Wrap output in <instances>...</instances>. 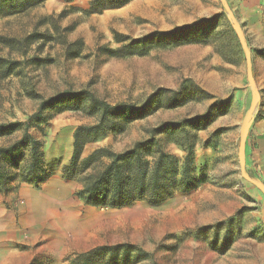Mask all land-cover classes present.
<instances>
[{"label":"rangeland","instance_id":"1","mask_svg":"<svg viewBox=\"0 0 264 264\" xmlns=\"http://www.w3.org/2000/svg\"><path fill=\"white\" fill-rule=\"evenodd\" d=\"M91 1L56 0V13L38 5L0 14V123H25L43 101L67 90L88 89L111 104L136 106L159 88L181 90V106H161L131 122L110 119L113 130L88 143L83 155L101 147L120 152L162 124L184 122L155 135L179 159L181 145L196 143L200 186L160 206L144 200L122 208L85 205L75 195L80 176L66 178L62 171L75 129L100 116L90 114L85 101L78 109L45 106L46 120L29 133L43 150L56 147L50 162L56 192L68 198L70 211L56 217V247L46 242L44 264H264V57L258 52L264 50V0H130L96 13L89 11ZM210 18L205 42L148 37ZM139 38L143 42L136 43ZM23 132L1 135L0 148ZM29 154L24 148L16 155L19 168L12 156L0 155L13 206ZM52 225L46 223L45 233ZM117 245L124 247L78 257Z\"/></svg>","mask_w":264,"mask_h":264},{"label":"trees","instance_id":"2","mask_svg":"<svg viewBox=\"0 0 264 264\" xmlns=\"http://www.w3.org/2000/svg\"><path fill=\"white\" fill-rule=\"evenodd\" d=\"M44 1L0 0V14L19 13L38 6ZM62 1L71 2L72 0ZM129 1L92 0L89 11L96 13L107 8L123 6ZM213 22L214 18L204 19L194 24L177 26L168 31H154L148 37L155 36L163 39L171 37L178 43L205 42L209 37V30L212 28ZM135 42L143 41L139 38ZM258 52L264 57L263 49ZM138 54H143L142 48L138 50ZM84 101L89 107L90 114H99V121L96 124L80 125L75 129L70 161L64 165L62 172L66 178L80 176L82 188L75 195L85 205L95 208H122L132 205L136 201L144 200L150 205L160 206L172 198L176 192L182 191L189 194L200 186L195 166L196 143L188 142L181 145L185 154L182 159H179L168 152L155 135L156 132L163 133L168 125L178 126L184 122L162 124L153 129L154 132L150 137L138 141L120 152L101 147L86 156L83 155L88 143L98 140L113 130V126L109 124L110 119L113 121L124 119L131 122L152 114L161 106L178 107L183 105L185 102L183 92L170 88H159L138 106L127 102L111 104L88 89L67 90L61 95L43 101L39 111L25 123H0V136L11 134L22 128L24 130L23 136L18 141L11 146L0 148V155L5 154L13 157L16 168L20 167L16 155L24 148H29L26 173L19 176L22 178V183L41 186L51 176L54 166L45 161L43 143L29 133L32 126L46 120L42 108L47 106L49 108L60 107V110L78 109ZM208 114L197 116L190 121L197 122L205 119ZM47 169H50V172H47ZM9 177L8 170L0 164V192H10L7 189V185L11 181V177ZM17 177L15 176L13 179ZM120 247L124 246L103 247L79 254L78 257L85 261L102 252L111 254ZM75 263L76 261L73 262V264Z\"/></svg>","mask_w":264,"mask_h":264},{"label":"crops","instance_id":"3","mask_svg":"<svg viewBox=\"0 0 264 264\" xmlns=\"http://www.w3.org/2000/svg\"><path fill=\"white\" fill-rule=\"evenodd\" d=\"M40 6L45 13H56V0H45ZM44 158L46 163L56 161V147H46ZM56 175L55 165L41 186L21 183L16 206L10 193L0 192V264H44L46 242L56 247V217L66 218L70 211L68 198L56 192ZM48 222L52 230L45 233Z\"/></svg>","mask_w":264,"mask_h":264},{"label":"water","instance_id":"4","mask_svg":"<svg viewBox=\"0 0 264 264\" xmlns=\"http://www.w3.org/2000/svg\"><path fill=\"white\" fill-rule=\"evenodd\" d=\"M227 7H228V6H227ZM228 10L230 11V13H232L229 7H228ZM239 37H240V41H241V44L243 45L244 49H245L247 52H249V50H248V48H247V46H246V44H245V40H244L243 35L240 34ZM247 65H248V67L250 66V58L247 59ZM244 141H245V135L243 134V136H242V146H244Z\"/></svg>","mask_w":264,"mask_h":264},{"label":"bare ground","instance_id":"5","mask_svg":"<svg viewBox=\"0 0 264 264\" xmlns=\"http://www.w3.org/2000/svg\"><path fill=\"white\" fill-rule=\"evenodd\" d=\"M65 223V222H64ZM71 227V226H70ZM72 228V227H71ZM81 229V228H80ZM87 231V230H86Z\"/></svg>","mask_w":264,"mask_h":264}]
</instances>
